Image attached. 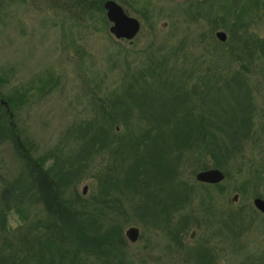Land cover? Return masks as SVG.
Returning <instances> with one entry per match:
<instances>
[{
  "label": "rangeland",
  "instance_id": "374dc122",
  "mask_svg": "<svg viewBox=\"0 0 264 264\" xmlns=\"http://www.w3.org/2000/svg\"><path fill=\"white\" fill-rule=\"evenodd\" d=\"M76 1L0 0V94L13 97L28 88L27 102L21 108L13 109L12 123L19 138L31 144L33 156H49L46 166L51 165L53 176L61 175L65 198L76 202L77 207L90 210L94 206L91 201L99 188L97 176L110 159L106 151L99 155L92 147L81 148L92 131L86 125L92 118L109 113L108 108L101 107V100L120 87L124 74L129 76L136 69H144L147 61L144 50L170 53L179 49L175 52V62L168 64V69L189 74L188 86L198 85L196 79L209 68L206 55L208 57L210 52L218 55V70L226 67L230 72H239L245 79L247 87L238 92L244 94L248 88L253 108L249 111L252 130L259 134L264 115V70L260 61L249 64L245 59L246 52L240 50L241 44L231 41L230 37L234 32L237 36L247 34L264 39V0H257L258 8L241 17L235 16L236 0H113L139 24L131 41H115L108 34L110 24L104 21V14L78 13L73 6ZM215 32H223L225 41L219 42L214 37ZM226 61L229 63H224ZM48 79L51 81L47 89L37 92L35 88ZM235 93L233 86H220L218 93L209 94V99H216L219 107L242 104L241 97ZM219 112L225 115V112ZM116 131L122 130L116 127ZM258 137L260 153L264 157L263 140ZM257 154L254 151L247 152V156L228 157L227 165L223 167L226 172L221 170L225 173L220 182L222 194L210 192L213 207L220 216L225 212H239L243 222L248 224L244 225L240 239L235 242L218 234L214 236V231L220 230L218 218L208 215L215 223L211 226L206 223L211 228L209 231L204 229L203 220L207 215L201 211L202 194L197 191L189 211L178 213L169 226L174 231L179 216L193 213L192 223L175 231H178L180 246L172 243V232L168 235L158 224L154 228L150 225L161 219L154 218L153 211L141 209L139 197L132 201L128 196L121 197L117 204L106 210L105 217H100L103 227L98 233L108 223L119 226L121 242L116 244L119 251L116 256L125 264H197L191 258L196 248L212 251L210 264H235L240 255L234 253L233 247L243 245L245 252H259L263 248L260 246L264 243V217L252 206V200L254 195L264 197V188L256 185L255 188L247 187L244 194L237 192L239 182L246 179L257 164L261 166ZM206 165L208 169H214L210 161ZM20 168L11 143L0 140V191L2 182L10 184ZM238 168L241 169L239 172ZM196 169L194 162L180 164V179L185 183L192 182V173ZM155 188L149 187L145 193L157 192ZM233 195H237V199L231 202ZM95 207L101 208L100 205ZM32 211L26 224L36 221L40 215L38 208ZM137 216H141V221ZM19 225L17 215L9 210L6 234L16 236ZM129 227L138 229V238L132 243L124 236ZM53 260V264H71L69 258L61 260L56 256ZM80 264L100 263L88 258Z\"/></svg>",
  "mask_w": 264,
  "mask_h": 264
},
{
  "label": "trees",
  "instance_id": "16d2710c",
  "mask_svg": "<svg viewBox=\"0 0 264 264\" xmlns=\"http://www.w3.org/2000/svg\"><path fill=\"white\" fill-rule=\"evenodd\" d=\"M104 1L77 0L73 6L78 13L104 14ZM234 6L237 8L235 16L240 17L258 8L257 0H236ZM103 19L106 21L105 16ZM230 40L241 44L240 50L246 52L243 53L249 64L260 61L264 70V39L247 34L237 36L232 32ZM149 50H144L147 60L144 69H136L137 72L129 76L124 74L120 87L109 93L105 101L101 100V107L108 108L109 113L92 118L86 125L92 131L81 148L87 150L92 147L99 155L106 151L110 157L97 176L99 188L91 201L94 206L90 210L88 207H77L76 202L65 198L61 175L53 176L51 165L46 166L49 156H33L31 144L19 138L11 114L14 108L26 104L28 88L13 97L0 94V101L5 103V106L0 104V140L11 143L21 167L10 184H1L0 253L4 255H0V264H53L56 256L61 260L69 258L71 264L83 263L88 258H94L100 264H125L116 256L119 252L116 244L121 242L119 226L111 222L98 233L103 227L100 217L104 218L106 210H110L124 196L130 197L131 201L139 197L142 200H139V207L144 211H153V217L161 219L152 221L150 225L154 228L158 224L168 235L172 232V243L180 246L178 231L192 223L193 213L179 216L174 223V231L169 226L178 213L189 211L193 194L197 191L202 194L201 211L207 215L203 220L204 229L209 231L211 224L215 223L208 218L209 215L218 218V221L220 219V230H215L214 236L218 234L233 242L240 239L244 225H248L243 222L241 213L225 212L220 216V212L217 213L213 207L210 192L214 190V193L222 194L221 183L200 184L196 182L195 175L207 170L206 162L209 161L212 168L226 172L223 167H226L228 157L236 158L238 154L247 156V152L251 154L255 151L261 166L257 164L249 176L239 182L237 192L244 194L247 187L255 188L256 185L264 188V157L260 153L258 137L264 145V115L259 134H256L252 130L249 112L253 109L250 92L248 88L244 94L238 92L247 87L245 79L239 72H230L226 67L218 70L219 56L215 53L206 55L205 60L210 66L196 79L198 85L188 86L189 74L168 69V64L175 62V52L179 49L170 53ZM50 81L41 82L35 90L44 92ZM219 84L235 87V94L241 97L243 103L219 107L216 99H209V94L218 93ZM116 127L122 131L117 132ZM193 162L197 171L192 173L193 181L185 183L180 179V164ZM149 187H156L157 192L145 193ZM115 194L121 196L116 197ZM254 198L264 200L260 195H254ZM35 208L39 209L40 215H37L36 221L26 224L27 216ZM9 210H13L20 221L18 234L13 237L6 234ZM137 217L141 221V216ZM261 247L256 253L245 252L243 245L233 247L234 253L240 255L235 264H264V243ZM191 254L197 264H210L213 259L212 251L207 248H196Z\"/></svg>",
  "mask_w": 264,
  "mask_h": 264
},
{
  "label": "water",
  "instance_id": "95a60500",
  "mask_svg": "<svg viewBox=\"0 0 264 264\" xmlns=\"http://www.w3.org/2000/svg\"><path fill=\"white\" fill-rule=\"evenodd\" d=\"M104 16L106 21L110 24L108 27V33L117 41H131V39L136 35L139 24L138 22L126 16L122 8L117 5L112 0H106L102 5ZM214 37L219 42H224L226 37L223 32H215ZM5 106V103H2ZM224 176L222 172L218 169H207L199 171L195 175L196 182L205 185H215L219 184L223 180ZM85 188H83L82 193L84 194ZM237 195L231 197V202L236 201ZM252 206L260 214L264 216V200L259 198H254L252 200ZM137 229L134 227H129L124 231V236L129 242H135L137 239ZM193 234V233H192ZM192 237V235H191Z\"/></svg>",
  "mask_w": 264,
  "mask_h": 264
},
{
  "label": "flooded vegetation",
  "instance_id": "af4514ba",
  "mask_svg": "<svg viewBox=\"0 0 264 264\" xmlns=\"http://www.w3.org/2000/svg\"><path fill=\"white\" fill-rule=\"evenodd\" d=\"M113 1V0H112ZM105 2V1H104ZM115 2V1H114ZM122 2V1H121ZM116 3V2H115ZM117 4V3H116ZM117 5H119V4H117ZM120 6V5H119ZM121 7V6H120ZM122 8V7H121ZM122 10L124 11V13L126 14V16H128V17H130L128 14H127V12H126V10H124L123 8H122ZM130 18H133V17H130ZM133 19H135V18H133ZM136 20V19H135ZM137 21V20H136ZM2 103H4V102H2V101H0V104L1 105H4V104H2ZM205 185V184H204ZM259 199H261V198H259ZM261 200H263V199H261ZM264 217V216H263ZM137 231H138V229H137ZM137 238H138V233H137ZM189 238H192L191 237V235L189 236ZM137 240V239H136ZM180 242V241H179Z\"/></svg>",
  "mask_w": 264,
  "mask_h": 264
}]
</instances>
